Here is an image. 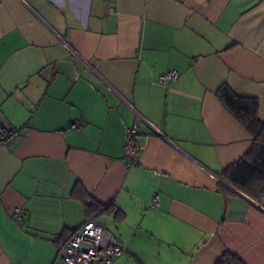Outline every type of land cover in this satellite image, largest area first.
Returning a JSON list of instances; mask_svg holds the SVG:
<instances>
[{"label": "crops", "instance_id": "crops-1", "mask_svg": "<svg viewBox=\"0 0 264 264\" xmlns=\"http://www.w3.org/2000/svg\"><path fill=\"white\" fill-rule=\"evenodd\" d=\"M225 84L264 122V0H0V264H59L92 217L113 264H264V199L222 177L253 143Z\"/></svg>", "mask_w": 264, "mask_h": 264}, {"label": "trees", "instance_id": "trees-1", "mask_svg": "<svg viewBox=\"0 0 264 264\" xmlns=\"http://www.w3.org/2000/svg\"><path fill=\"white\" fill-rule=\"evenodd\" d=\"M216 97L253 139L246 155L225 169L222 177L235 189L260 203L264 199V122L259 119V100L238 96L227 84L217 91ZM221 191L227 195L231 194L225 187H222ZM104 210L107 209L100 210V206L95 204L89 208V211L100 213ZM216 264L246 263L226 251Z\"/></svg>", "mask_w": 264, "mask_h": 264}, {"label": "built area", "instance_id": "built-area-1", "mask_svg": "<svg viewBox=\"0 0 264 264\" xmlns=\"http://www.w3.org/2000/svg\"><path fill=\"white\" fill-rule=\"evenodd\" d=\"M177 78L176 72H170L160 78V83L165 85L168 80ZM76 126L79 127L80 123H76ZM152 130L154 133L163 136L153 126ZM139 135V124H134L127 132L125 143L127 167L137 163V158L144 149V144ZM19 136L17 131H6L0 137V146L13 145L20 138ZM160 203L159 195H154L151 205L158 207ZM15 214L17 217H21L19 210ZM123 254L124 247L119 238L98 219H90L68 241L57 247L56 260L59 264H113Z\"/></svg>", "mask_w": 264, "mask_h": 264}, {"label": "water", "instance_id": "water-1", "mask_svg": "<svg viewBox=\"0 0 264 264\" xmlns=\"http://www.w3.org/2000/svg\"><path fill=\"white\" fill-rule=\"evenodd\" d=\"M225 185L228 186L229 188L233 189L237 193L241 194L237 189H235L233 186H231L229 183L225 182Z\"/></svg>", "mask_w": 264, "mask_h": 264}, {"label": "rangeland", "instance_id": "rangeland-1", "mask_svg": "<svg viewBox=\"0 0 264 264\" xmlns=\"http://www.w3.org/2000/svg\"><path fill=\"white\" fill-rule=\"evenodd\" d=\"M102 222L108 227V229H110V227L107 225V223L104 220Z\"/></svg>", "mask_w": 264, "mask_h": 264}]
</instances>
